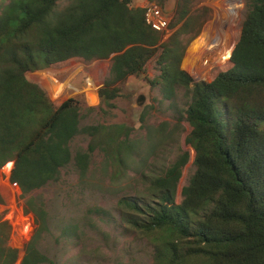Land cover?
Here are the masks:
<instances>
[{
  "label": "trees",
  "instance_id": "obj_1",
  "mask_svg": "<svg viewBox=\"0 0 264 264\" xmlns=\"http://www.w3.org/2000/svg\"><path fill=\"white\" fill-rule=\"evenodd\" d=\"M133 1L10 0L0 14V169L14 162L10 181L37 227L21 264H54L39 248L48 223L31 193L58 181L69 165L84 174L97 149L121 164L126 145L114 135L73 155L74 139L94 137L97 128H81L78 100L55 105L31 74L111 59L110 76L98 90L109 104L118 97L114 86L142 75L155 58L160 75L151 84L170 99L182 88L190 100L188 150L160 173L144 174L145 190L119 200L122 223L148 240L153 264H264V0H246L230 57L200 82L182 68L186 37L200 31L193 0H179L170 29L182 25L163 43ZM147 1L163 9L169 0ZM191 157L195 169L184 183ZM93 213L113 221L103 209ZM4 217L0 264H16L21 253L10 245L13 228Z\"/></svg>",
  "mask_w": 264,
  "mask_h": 264
},
{
  "label": "rangeland",
  "instance_id": "obj_2",
  "mask_svg": "<svg viewBox=\"0 0 264 264\" xmlns=\"http://www.w3.org/2000/svg\"><path fill=\"white\" fill-rule=\"evenodd\" d=\"M9 2L0 0V14ZM149 3L134 0L132 6L145 8ZM178 3L179 0H169L162 9L170 24ZM191 8L200 31L195 37H186L182 68L196 81L193 63L214 46L215 40L221 39L225 53L212 69L224 66L230 57L241 35L246 0H193ZM181 25L173 28L171 34ZM111 64V59L76 61L31 74L34 81L46 88L55 105L70 98L78 100L81 128H97L94 137L81 134L74 139L70 144L73 155L88 151L95 142L110 143L114 135L119 141L126 139L121 164L97 149L84 174L69 165L62 169L58 181L31 193L42 204L48 223L47 231L39 236V248L54 264H153L148 240L122 223L119 200L145 190L141 181L144 174L160 173L188 150L185 136L190 125L185 111L190 100L185 90L177 88L170 99L161 85L151 84L160 75L155 58L142 75L130 76L114 86L118 88V97L109 106L98 97V90L109 78ZM192 161L191 157L184 183L194 172ZM13 166L11 162L0 169V192L4 199L0 217L5 213L4 218L13 228L10 245L20 251L16 264H21L25 247L37 227L32 217L24 213L25 200L19 187L10 181ZM96 209L109 212L113 221H101L93 213ZM23 226L25 230H21Z\"/></svg>",
  "mask_w": 264,
  "mask_h": 264
},
{
  "label": "built area",
  "instance_id": "obj_3",
  "mask_svg": "<svg viewBox=\"0 0 264 264\" xmlns=\"http://www.w3.org/2000/svg\"><path fill=\"white\" fill-rule=\"evenodd\" d=\"M144 19L147 26L160 34L161 41L166 42L171 34L170 18L163 12L162 8L156 3H149L145 8ZM218 44V45H217ZM221 39L215 40L214 46L207 50L198 61L192 66L196 81H207L212 71V66L224 57L225 47L222 46ZM224 49V51H223ZM89 85H91L89 83Z\"/></svg>",
  "mask_w": 264,
  "mask_h": 264
},
{
  "label": "bare ground",
  "instance_id": "obj_4",
  "mask_svg": "<svg viewBox=\"0 0 264 264\" xmlns=\"http://www.w3.org/2000/svg\"><path fill=\"white\" fill-rule=\"evenodd\" d=\"M5 169V168H4ZM21 230H25V227L23 226L22 228H21Z\"/></svg>",
  "mask_w": 264,
  "mask_h": 264
},
{
  "label": "clouds",
  "instance_id": "obj_5",
  "mask_svg": "<svg viewBox=\"0 0 264 264\" xmlns=\"http://www.w3.org/2000/svg\"><path fill=\"white\" fill-rule=\"evenodd\" d=\"M158 5V4H157ZM162 42V41H161ZM163 43V42H162ZM11 163V162H10ZM13 164H14V162H13ZM14 167V166H13ZM13 169V168H12Z\"/></svg>",
  "mask_w": 264,
  "mask_h": 264
}]
</instances>
